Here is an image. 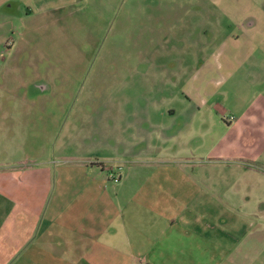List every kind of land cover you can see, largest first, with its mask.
<instances>
[{"label": "crops", "instance_id": "1", "mask_svg": "<svg viewBox=\"0 0 264 264\" xmlns=\"http://www.w3.org/2000/svg\"><path fill=\"white\" fill-rule=\"evenodd\" d=\"M80 1L32 0L35 10L27 18ZM187 5L211 11L212 25H227L222 34L229 44L231 117L226 120L264 147V0H179L154 10ZM13 8V0H0V10ZM14 29L11 21L0 23V47ZM216 33L212 39H221ZM18 36L23 41L25 34ZM9 83L0 84V99L12 107L44 111L51 102L67 100L44 98L58 90L49 83L27 84L23 90L31 93L25 94ZM47 124L42 119L13 132L15 125L0 118V264H264V160L189 162L185 150L171 147L173 137L163 127L155 132L159 146L151 133H133L117 142L125 146L123 154L89 153L72 162L60 159L65 148L53 146L51 156L45 152L55 134ZM228 146L231 152V140ZM252 171L262 174L259 181L250 178ZM111 172L120 182L109 178Z\"/></svg>", "mask_w": 264, "mask_h": 264}, {"label": "rangeland", "instance_id": "2", "mask_svg": "<svg viewBox=\"0 0 264 264\" xmlns=\"http://www.w3.org/2000/svg\"><path fill=\"white\" fill-rule=\"evenodd\" d=\"M13 1L10 13L0 10V23L11 21L15 28L0 47V84L8 80L10 88L22 87L19 93L25 94L31 93L25 92L27 84L42 81L58 89L44 98L67 100L51 102L45 113L38 107H12L13 102L3 98L0 103L8 107L0 110V118L5 125H15L13 132L44 119L55 133L45 151L49 156L55 145L68 152L60 159L72 162L89 153L109 156L121 149L118 153L123 154L125 146H118V140L139 132L151 133L159 146L155 132L164 127L173 137L171 147L185 150L189 162L264 160L258 140L242 136L235 122L227 123L231 66L222 32L228 28L212 25L211 11H196L192 5L154 10L179 0H81L61 5L53 14L33 12L27 18L28 11L35 10L32 0ZM217 31L222 37L213 40ZM212 171L224 177L222 171ZM261 176L252 171L250 178L259 181Z\"/></svg>", "mask_w": 264, "mask_h": 264}, {"label": "built area", "instance_id": "3", "mask_svg": "<svg viewBox=\"0 0 264 264\" xmlns=\"http://www.w3.org/2000/svg\"><path fill=\"white\" fill-rule=\"evenodd\" d=\"M232 119H233V118H232ZM109 178H110L113 182H116V183L120 182V180H121L120 175H119L118 173H115V172H111V173L109 174Z\"/></svg>", "mask_w": 264, "mask_h": 264}]
</instances>
